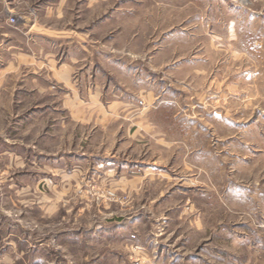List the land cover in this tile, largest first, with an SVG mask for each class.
I'll use <instances>...</instances> for the list:
<instances>
[{"label":"rangeland","instance_id":"1","mask_svg":"<svg viewBox=\"0 0 264 264\" xmlns=\"http://www.w3.org/2000/svg\"><path fill=\"white\" fill-rule=\"evenodd\" d=\"M0 264H264V0H0Z\"/></svg>","mask_w":264,"mask_h":264}]
</instances>
